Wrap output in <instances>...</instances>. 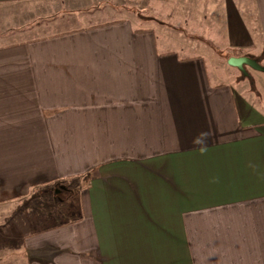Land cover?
Instances as JSON below:
<instances>
[{
  "label": "crops",
  "instance_id": "obj_1",
  "mask_svg": "<svg viewBox=\"0 0 264 264\" xmlns=\"http://www.w3.org/2000/svg\"><path fill=\"white\" fill-rule=\"evenodd\" d=\"M106 2L0 0V208L58 187L80 210L0 264H264L263 104L212 75L217 52L159 46L134 17L38 21ZM145 2L264 65V0Z\"/></svg>",
  "mask_w": 264,
  "mask_h": 264
},
{
  "label": "rangeland",
  "instance_id": "obj_2",
  "mask_svg": "<svg viewBox=\"0 0 264 264\" xmlns=\"http://www.w3.org/2000/svg\"><path fill=\"white\" fill-rule=\"evenodd\" d=\"M121 2L122 0H111V3L106 2L100 6L95 3V6L90 8V10L84 11L63 10L49 16L44 15L38 21L42 23L55 22L56 24L58 22L57 26L55 25L51 30L57 29L61 31L73 29L87 23L118 18L123 15L134 17L136 24H143L155 31L159 46L181 50L186 53L209 50L211 53L217 52L219 57L216 56L215 61L210 55L207 56L212 75L215 76L217 74V77L231 81L238 89L243 90V93L247 94L248 98L263 104L264 108V72L247 65L248 74L245 75L238 67L230 65L228 60L234 53L217 43V38L210 37L209 29L212 28L210 20L206 19L201 21L198 26L194 25L191 18L195 15L194 12L180 11L178 9L179 3L168 6L163 4V2H158L154 7L155 9H153V4L150 2L147 5L145 0H138V7L135 6V8H128L129 5L120 6L118 3ZM107 4L116 8L113 13L105 12L101 15L95 13L98 9H104ZM145 5H147V8ZM140 18L143 20L142 22H140ZM194 30H199L203 36L198 35L196 38L194 32H192ZM188 33L190 36H187ZM257 61L260 62L258 59ZM68 192L69 190L66 193L65 189L56 187L47 194L45 191L38 192L42 196L30 198L26 203H21L16 209L0 208V244L11 245L14 250L8 252L10 255L22 254L21 246L28 233L35 232L51 225L53 221H57V217L53 214H56L59 218L61 217L60 219L63 218L62 216L78 215L80 210L77 207L64 209L65 200L57 197L67 195ZM57 193L58 195H56ZM18 216L20 217L18 218Z\"/></svg>",
  "mask_w": 264,
  "mask_h": 264
},
{
  "label": "water",
  "instance_id": "obj_3",
  "mask_svg": "<svg viewBox=\"0 0 264 264\" xmlns=\"http://www.w3.org/2000/svg\"><path fill=\"white\" fill-rule=\"evenodd\" d=\"M228 63L238 67L245 75L248 74L246 70L247 65L264 72V65L258 62L257 59L248 55H233L229 58Z\"/></svg>",
  "mask_w": 264,
  "mask_h": 264
}]
</instances>
